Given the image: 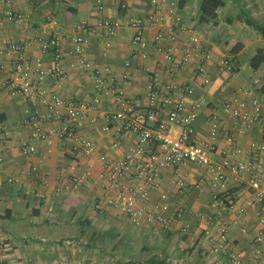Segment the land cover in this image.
<instances>
[{"label": "crops", "instance_id": "1", "mask_svg": "<svg viewBox=\"0 0 264 264\" xmlns=\"http://www.w3.org/2000/svg\"><path fill=\"white\" fill-rule=\"evenodd\" d=\"M102 1L100 6L97 0H0V124L3 127L0 137V240L7 243L0 245V264H233L232 252L241 254L240 264H264V240L254 241L264 227V223H260V218L264 217V203L238 212V207L252 195L248 172L213 186L210 170L193 162H188L178 172L174 167L163 170L160 186L153 191L154 201L165 192L172 210H185L184 216L167 228L135 225L126 215L106 205L99 157L103 153L112 157L122 155L136 142V137L120 148H111L115 128L104 130L103 117L118 111L121 104L97 88L91 77L93 70H101L103 76H114L120 82L124 74H129L127 95L146 107L149 78L154 68L160 67L163 84L184 82L191 81L198 65L205 61L200 54L193 63L170 74L162 54L155 49L158 25L145 31L153 57H142L133 42L134 30L127 27L119 28L111 38V46L105 49V31L99 20L105 16L143 17L150 10L151 0ZM167 1L165 10L174 5L185 22L204 32L213 53L212 59L205 64L210 83L198 89L190 99H205L194 121L197 141L214 145L217 163H221L225 152L229 151L234 160L248 161L260 156L264 164V150L257 151L253 146V143L264 145V94L258 89L264 80V62L257 70L250 66V59L264 48V2L225 0L226 5L219 9L217 21L201 24L202 0ZM9 10L22 14L24 20H9ZM84 22L85 28L80 29ZM167 25L162 28L165 33L163 46L185 48L187 34L180 31L171 35ZM44 29L63 37L64 56L61 75L47 74L41 86L69 100L101 95L97 109L89 112L80 124L84 135L100 143L93 156L74 152L73 142L57 136H52L50 142L32 140L35 152L24 153L21 149L22 141L32 138L29 116L34 112L46 116L47 109L41 100L27 101L20 94H12L7 76L14 54H8L5 48L10 41L27 42L33 38L24 57L33 69L37 66L48 68L53 55L41 49L40 36L47 37L42 32ZM78 33L89 40L86 50L92 63L89 69L84 68L78 56L70 53L71 39ZM222 57H227L234 66V76L220 68ZM127 61L131 64L127 65ZM256 77L261 81L257 86L252 83ZM245 87L254 88L263 118L242 127L223 105L233 102L237 96L244 97L240 90ZM213 122L222 132L233 133L234 142L223 136H212ZM58 125L59 122L49 120L44 127ZM178 131L180 127H172V133ZM236 147H241L242 152H233ZM89 165H92L91 177L78 188L67 189L65 186L72 176L83 173ZM32 169H35L34 174H29ZM177 179L186 183L182 190L176 185ZM219 200L231 205L219 220L228 228L229 252H214L212 248L218 234L214 212L215 202ZM207 230H211V239L202 238Z\"/></svg>", "mask_w": 264, "mask_h": 264}, {"label": "built area", "instance_id": "2", "mask_svg": "<svg viewBox=\"0 0 264 264\" xmlns=\"http://www.w3.org/2000/svg\"><path fill=\"white\" fill-rule=\"evenodd\" d=\"M10 2V0H4ZM264 2V0H258ZM103 1L97 0L102 6ZM167 0H151L150 10L143 17L110 18L102 17L99 24L104 28L105 49L111 46V38L119 28L127 27L134 30L133 42L140 51L143 58L153 57L149 51L148 40L145 36L147 28L153 25L160 26L155 35V49L163 56V63L167 66L170 74L193 63L200 55H203L205 63H200L193 79L184 82H161V69L157 66L150 74L149 101L144 107L141 103L133 101L127 95L126 84L129 74H124L122 82L114 76H103L101 70H93L91 77L97 88L113 100L121 104V108L113 113L104 115L103 129L108 130L111 126L115 128V135L111 143L112 149L122 147L132 137L136 142L129 145L122 155L118 157L109 156L107 153L100 155L102 171L100 177L104 184L106 205L112 207L128 217L135 225H147L155 228H167L171 223L184 216L185 210H172L168 194L160 193L154 201L153 191L160 186V176L163 170L174 167L177 172L188 162H193L206 167L212 173L211 183L216 186L219 182L231 177L238 176L241 172L250 174V187L252 195L243 201L238 207V212L243 213L248 207L264 203V164L260 156L245 161L234 160L232 154L227 151L221 163L215 161V147L211 143H201L196 139L197 131L194 125L201 107L205 103L204 98H196L190 101L198 89L207 85L211 77L206 72V62L212 59L213 53L207 43V38L196 26L185 22L183 15L178 12L174 5L168 10ZM166 13L170 14L167 18ZM7 18L11 21H23V15L9 10ZM1 21V18H0ZM169 21L168 25L167 22ZM172 34L184 32L188 36V44L185 48H165L163 40L164 26ZM85 28V22L80 29ZM47 37L40 36L41 49L50 51L53 62L48 68L37 66L33 69L25 59L24 54L33 41H10L5 51L14 54V60L8 71L7 83L12 94H20L27 101H37L45 105L47 115L32 113L29 116V124L32 129L31 139L21 143L24 153L36 151L32 140L51 141L52 136L62 140L73 142V151L82 152L87 156H93L100 148V143L84 135L80 131L81 120L91 111L96 110L101 103L100 94H94L86 99L69 100L60 94L47 90L41 86V82L47 74L61 75V60L64 56L63 37L51 34L46 29L42 30ZM88 38L83 33L74 35L71 39L70 53L78 56L84 68H91V61L86 55ZM127 65L131 61H127ZM219 66L231 76L236 74L234 66L227 57H222ZM253 85H260L258 77L253 79ZM240 95L233 102L227 101L223 107L235 119H238L242 127H247L263 118L262 107L258 98L254 96V88L245 87L240 90ZM59 122L58 126L46 129L47 121ZM152 122V125L150 124ZM180 127V131L172 133V127ZM242 131V128H241ZM3 127L0 124V137ZM211 134L214 137L223 136L227 141L233 143V133L221 131L216 122L211 126ZM257 151H263V144L253 143ZM233 152H242L241 147H236ZM2 155L0 153V164ZM92 165L81 174L72 176L67 189H76L81 186L92 175ZM35 169L29 174H34ZM15 180V179H10ZM176 185L182 190L186 183L183 179H177ZM45 197V193L41 194ZM150 204V205H149ZM151 206V208H149ZM231 205L227 201H216L215 212L217 237L213 244L214 252H229L228 228L220 222L225 210ZM104 209V208H103ZM213 216V217H214ZM211 217V219L213 218ZM264 223V217L260 218ZM211 230H207L202 238L211 239ZM264 240V227L261 228L254 238L255 243ZM0 245H7L5 240H0ZM264 254V251L262 252ZM233 264H240L241 254L230 253Z\"/></svg>", "mask_w": 264, "mask_h": 264}, {"label": "trees", "instance_id": "3", "mask_svg": "<svg viewBox=\"0 0 264 264\" xmlns=\"http://www.w3.org/2000/svg\"><path fill=\"white\" fill-rule=\"evenodd\" d=\"M226 5L225 0H202L200 5V19L201 24H208L211 21H217L218 11ZM264 62V48H261L250 59V66L252 69L257 70ZM264 94V80L258 88Z\"/></svg>", "mask_w": 264, "mask_h": 264}, {"label": "rangeland", "instance_id": "4", "mask_svg": "<svg viewBox=\"0 0 264 264\" xmlns=\"http://www.w3.org/2000/svg\"><path fill=\"white\" fill-rule=\"evenodd\" d=\"M248 59H249V56H248Z\"/></svg>", "mask_w": 264, "mask_h": 264}]
</instances>
